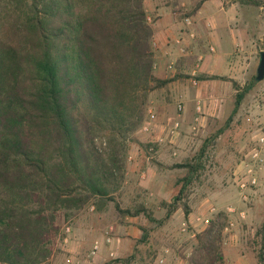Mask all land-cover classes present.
Wrapping results in <instances>:
<instances>
[{
	"label": "trees",
	"instance_id": "1",
	"mask_svg": "<svg viewBox=\"0 0 264 264\" xmlns=\"http://www.w3.org/2000/svg\"><path fill=\"white\" fill-rule=\"evenodd\" d=\"M154 33L145 0H0L2 264H42L61 227L57 213L69 217L94 196L115 201L123 217L153 218L155 204L123 208L113 192L124 176L129 137L147 121L151 92L187 76L156 74ZM262 79L257 73L247 87L236 84L232 116ZM99 131L108 134L105 147L97 144ZM141 144L156 148L155 142ZM175 166L187 169L181 179L185 185L171 202L161 204L166 218L182 207L188 219L187 184L201 163L192 157ZM217 222L211 218L197 235L210 254L193 251L186 264H225ZM254 240L263 264L264 226Z\"/></svg>",
	"mask_w": 264,
	"mask_h": 264
},
{
	"label": "rangeland",
	"instance_id": "2",
	"mask_svg": "<svg viewBox=\"0 0 264 264\" xmlns=\"http://www.w3.org/2000/svg\"><path fill=\"white\" fill-rule=\"evenodd\" d=\"M198 1L181 5V16L190 15ZM255 7L256 11L261 13L264 22V4L262 7ZM239 30L247 36V23L242 22ZM263 33L264 30L258 32L260 37L262 36L261 47H264ZM239 48H241L240 52L234 54L232 61L234 65L232 73H228L237 77V81L232 82L234 88H237V83L240 87H247L248 80L250 82L259 73L260 56L251 60L248 58V46L242 45ZM224 71L225 69L221 73ZM186 75L180 79L181 82L192 78L189 73ZM196 78L199 81L201 76ZM262 82L263 79L256 81L252 89L246 92L238 112L233 116L236 94L224 100L213 96L212 104L217 110H211L210 113L203 110L200 114L206 117L200 124H193L194 116L190 117L180 128L177 138H174L176 144L174 145L175 142L167 138L158 152L155 149L139 148V143H147L144 141L147 135L143 133V125L131 134L128 140V157L134 154L137 160L135 162V159L130 161L127 158L124 176L117 175L120 186L113 192L115 200L123 208L134 207L146 201L156 206L160 205L161 208L156 207L153 218L143 214L123 217L116 209L115 201L94 196L84 207L76 210L69 217L59 212L57 224L61 227L51 241V255L42 264H106L110 260H118L114 264H132L136 247L142 250L138 255L144 257V261L133 264H157L156 258L165 247L170 248L165 264H181V260L193 251L196 255L207 257L210 253L204 250L200 239L197 238L198 233L207 226L197 220L200 216L218 220L217 227H221L223 249L226 253L225 264H248V260L250 264H262L258 246L253 242L256 233L264 226V167L260 171L259 185L249 191V200L242 197L235 176V172L241 168L242 161L248 159L250 151L259 145L257 139L264 129ZM174 90L173 85L169 83L151 92L146 120L150 110L156 117L158 109L161 108L164 111L172 108L173 112H176L178 100L172 94ZM195 98L196 94H193V104ZM211 100H204L203 105L207 108ZM107 139L108 134L105 131L97 133L99 147H105ZM137 149L141 150L140 154ZM201 150H204L202 155H200ZM192 157L198 158L201 168L197 170L198 175L194 174L192 181L187 184L189 193L187 201L192 208L191 221L186 219L182 207L166 218L167 208L161 203L171 202L179 189L185 185L181 179L187 173V169L175 165L186 162ZM143 172L146 178H143ZM151 191L159 199L152 201ZM211 206L216 207L215 212L210 210ZM229 206L235 207L237 211L227 212ZM241 211H244V217L241 216ZM132 218L133 221H130ZM230 219L235 225L228 233L225 231V225ZM68 223H71L74 229L70 235L64 232V226ZM111 225L115 227V249L120 245L122 249L123 245L122 252L117 253V257H112L109 256V249L105 247L96 257H89L94 240L103 239ZM121 225L125 227L121 229ZM183 227L187 230H182ZM66 236H69L68 242H65ZM151 250L153 253L150 252ZM185 263L186 261H183V264Z\"/></svg>",
	"mask_w": 264,
	"mask_h": 264
},
{
	"label": "crops",
	"instance_id": "3",
	"mask_svg": "<svg viewBox=\"0 0 264 264\" xmlns=\"http://www.w3.org/2000/svg\"><path fill=\"white\" fill-rule=\"evenodd\" d=\"M194 1L145 0L148 19L154 24L155 29L153 48L156 59V74L162 78L174 76L176 72H186L192 76L193 70L197 67V76H201L197 85L193 84L192 78L186 82H181V78L171 82L170 85H173L175 88L172 94H174L178 103L183 102L185 104V111L179 114L177 107L176 112H173L172 108L166 111L162 110V108L158 109V116L152 122L151 131H144L142 129L144 131L143 133L147 135L144 141L147 143L155 142L156 144V148L153 144L148 149H156L155 151L157 152L164 145L167 138H170L171 142H175L174 145L176 144L175 137H170L168 134L169 118H178L181 121L180 128L192 116H194L193 124H200L206 116L204 117V115L197 112L196 104L198 100L204 102V100H211L213 96L216 99L224 100L237 93V88L232 86L233 80L237 81V77L228 73H232L234 67L232 61L234 54L240 52L241 48L239 47H242V45L248 46V58L251 60H255L258 55L260 56L261 51H264V47L260 46L263 43L260 42L262 36L260 37L258 34L259 30H264V22L261 13L256 11L255 5H245L235 0H205L196 12L189 15L193 20V25L188 26L185 23V17L187 15L182 17L179 9H181V5L192 4ZM242 22H246L248 25L247 36L239 30ZM190 31L195 33V37L190 36ZM179 36L184 38L185 44L190 49L189 53H180L178 47L174 44V39ZM172 62H174L175 68L170 70L168 65ZM193 62L195 63L194 66ZM178 65L180 68H178ZM223 69L225 71L221 73ZM213 75H217L219 78H211ZM189 85L191 88H189ZM262 85H264V79ZM193 94H196L194 104L192 103ZM213 100H211L207 108L206 105L203 106L205 112L210 113L211 110H217V107L216 109L213 107ZM196 117H199L198 120H196ZM161 137L164 138L163 141H159ZM141 143L138 144L140 149H142ZM140 149L136 150L138 154L141 153ZM128 159L130 161L135 159L136 162L137 157L134 154H130ZM142 174L144 175L143 178H146L145 172ZM150 196L152 201L159 199L153 191L150 192ZM157 208L160 209V205ZM190 215L187 219L188 221H191ZM130 221H133V218ZM111 227L114 226L111 225L104 238L98 240L101 242V251L107 247L106 249L110 251V255H108L117 257L116 254L122 252L123 245L122 249L121 245L119 247L120 249H117V247V250L115 249L114 231L109 235L112 237V242L106 241V236L109 234ZM122 227L125 226L121 225L120 228L122 229ZM112 251L114 255H111ZM141 251L138 247L135 248L132 256V264L143 263L144 257H139L138 255ZM186 260H181V264ZM248 264H250L249 260Z\"/></svg>",
	"mask_w": 264,
	"mask_h": 264
},
{
	"label": "built area",
	"instance_id": "4",
	"mask_svg": "<svg viewBox=\"0 0 264 264\" xmlns=\"http://www.w3.org/2000/svg\"><path fill=\"white\" fill-rule=\"evenodd\" d=\"M150 20V19H149ZM185 23L188 26L193 25V20L191 16L187 15L185 17ZM190 36L195 37V33L193 31H190ZM174 44L178 47L180 53L186 54L189 53L190 49L189 47L185 44L184 38L179 36L174 39ZM168 68L170 70H173L175 68L174 62L170 63L168 65ZM197 76V67L193 70L192 72V82L194 85L198 84V79L196 78ZM203 102L201 100L197 101L196 104V110L198 113H201L203 111ZM186 109V106L183 102H179L177 105V111L179 114H182ZM156 115L155 113L151 112L149 113L148 120L143 124L142 129L144 131H151L152 129V122L155 121ZM199 117H196V120H198ZM168 134L170 137H176L179 134V130L181 127V121L177 118H169L168 120ZM196 128V127H194ZM164 138H160L159 141H163ZM258 146L254 147L250 153L248 154V159H245L241 163V168L235 172L236 176V181L237 185L239 188V191L242 194V197L244 199L249 200L250 195L249 191L252 190L254 187L258 186L260 183V171L263 169L264 166V129L262 130L261 134L259 135L258 139ZM248 191V192H247ZM210 210L212 212L216 211L215 206H211ZM237 209L235 207L229 206L227 207V212L229 213H235ZM241 216L244 217L245 213L244 211H241ZM197 220L205 225H208L210 223V218L205 217V216H200L197 218ZM235 225L234 221L230 219L228 223L225 225V231L230 232L231 228ZM73 226L71 223H68L67 225L64 226V232L68 235L73 233ZM182 230H187L186 227H183ZM114 231V227H111L109 234L106 236V241L107 242H112V237L109 236L110 233ZM69 241V236L65 237V242ZM101 251V242L100 240H95L92 248L88 254L89 257H96ZM170 253V248L165 247L163 251L157 256L156 262L157 264H165L167 261V256ZM111 255H114V252H111ZM68 261H71V259H68ZM0 264H2L0 262Z\"/></svg>",
	"mask_w": 264,
	"mask_h": 264
},
{
	"label": "water",
	"instance_id": "5",
	"mask_svg": "<svg viewBox=\"0 0 264 264\" xmlns=\"http://www.w3.org/2000/svg\"><path fill=\"white\" fill-rule=\"evenodd\" d=\"M258 76L261 78L264 76V51L260 55L259 73Z\"/></svg>",
	"mask_w": 264,
	"mask_h": 264
}]
</instances>
